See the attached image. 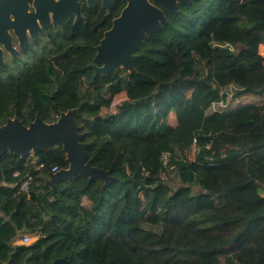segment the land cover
Masks as SVG:
<instances>
[{
	"label": "trees",
	"instance_id": "obj_1",
	"mask_svg": "<svg viewBox=\"0 0 264 264\" xmlns=\"http://www.w3.org/2000/svg\"><path fill=\"white\" fill-rule=\"evenodd\" d=\"M111 24L73 31L55 56L17 77L9 116L29 125L78 108L89 160L118 180L103 187L78 175L53 187V167L69 166L62 144L27 157L7 151L0 264H264V100L211 110L231 84L235 96L264 95V0L181 5L146 36L133 69L96 73V47ZM213 40L236 49L216 54Z\"/></svg>",
	"mask_w": 264,
	"mask_h": 264
},
{
	"label": "water",
	"instance_id": "obj_2",
	"mask_svg": "<svg viewBox=\"0 0 264 264\" xmlns=\"http://www.w3.org/2000/svg\"><path fill=\"white\" fill-rule=\"evenodd\" d=\"M42 0H37V2ZM49 1V0H46ZM127 5L121 14L115 18L112 28L105 32L104 37L97 45V53L91 67L96 73L108 74L119 66L129 69L135 67L138 55L136 51L144 42L147 35L162 30L163 23L167 22V17L162 8L154 4L158 2L171 10L178 12L177 2L190 4L191 0H127ZM52 0H50V3ZM114 0H104L107 7H111ZM27 0H0V21L10 22L5 8H14L15 25L22 42L25 41V25L31 27V32L37 36V24L35 14L25 11ZM57 7L68 6L60 12H55L54 21L62 20L66 13L78 7L74 0H63L57 3ZM4 9V10H3ZM43 24L47 18L46 14L38 13ZM80 14V13H79ZM11 23V22H10ZM24 24V25H19ZM248 48V47H247ZM78 108L68 109L62 112L59 118L53 122H47L37 116L29 125L15 116L9 118L4 125H0V156L7 151L20 154L23 157L31 153H38L43 149L62 144L63 150L67 154L69 166L57 172L50 173L48 183L53 187L60 180H67L78 175L103 180V187L118 180L110 172L101 167L94 166L87 154L88 142L83 140L84 134L80 131L78 122Z\"/></svg>",
	"mask_w": 264,
	"mask_h": 264
},
{
	"label": "flooded vegetation",
	"instance_id": "obj_3",
	"mask_svg": "<svg viewBox=\"0 0 264 264\" xmlns=\"http://www.w3.org/2000/svg\"><path fill=\"white\" fill-rule=\"evenodd\" d=\"M62 1L52 0L50 3V0H42L39 2L37 0H27L25 11L35 14V21L38 28L36 30L37 36H34L31 32V27L25 25L24 31L27 40L25 42L27 44H24V46L21 45L22 40L16 31L15 25L12 23L15 20L14 8H5L11 23H3L0 21V106H3V109H0V125H4L9 118H14V116H9V113L14 111V80L17 77L31 71V67L39 59L45 60L46 58L48 60L52 56H55L57 52H52L54 45L56 43H62L73 31L84 30V28H88L91 22L97 23L98 20L107 18L112 21V24L104 30L103 38L105 32L112 28L115 18L121 14L123 8L128 3L127 0H124L126 4L120 14L116 17H110V13L120 0H114L111 7H107L104 4V0H74L78 10L76 8L71 9L62 20L55 22V12H60L63 8L68 7H57V3ZM193 2L194 0H191L190 4L177 2L178 12L181 5H192ZM153 3L164 10L167 20L168 13H174L158 2L154 1ZM38 13L47 15V18L44 19L46 24L42 23ZM40 51L44 53L29 65L28 58ZM23 63L24 66L20 68ZM3 118H6L4 123L1 122Z\"/></svg>",
	"mask_w": 264,
	"mask_h": 264
},
{
	"label": "rangeland",
	"instance_id": "obj_4",
	"mask_svg": "<svg viewBox=\"0 0 264 264\" xmlns=\"http://www.w3.org/2000/svg\"><path fill=\"white\" fill-rule=\"evenodd\" d=\"M213 43H214V47H215L216 54L223 53L228 48H230L231 50H235L236 49V45L233 44L232 42H220L219 40L218 41L217 40H213ZM259 43H261V44L263 43L264 44V39H260V42ZM261 44H259V52L263 54L264 51H263V49L261 47ZM43 53H44L43 51H40L39 53H35V55L30 56L28 58V64L29 65L32 64L34 62V60L38 56H40L41 54H43ZM25 63H26V61H25ZM23 66H24V63L21 64V67L20 68H22ZM19 70H18V72H19ZM228 89H229V91H235L236 90V88H233V87H231V88L229 87ZM234 94H235V92H234ZM119 97L122 98L123 95H120ZM246 99L253 100L254 98L252 96H250V97H248ZM217 107H218V105L216 106V109H219L220 108V107H218V108ZM172 121H174L173 117H172ZM196 152H197V147H196L195 144H193L191 147H189L187 150H185V156L188 158V160H193L194 157H195V155H196ZM177 264H180L179 259L177 260Z\"/></svg>",
	"mask_w": 264,
	"mask_h": 264
},
{
	"label": "crops",
	"instance_id": "obj_5",
	"mask_svg": "<svg viewBox=\"0 0 264 264\" xmlns=\"http://www.w3.org/2000/svg\"><path fill=\"white\" fill-rule=\"evenodd\" d=\"M261 39H264V34L262 35ZM261 47H262V49L264 51V44L263 43L261 44ZM263 55H264V53H263ZM229 87L230 88L233 87V88H236V89L238 88L236 84H231V85L227 86L226 90L229 92L228 99L225 102H222V103L220 102V103L213 104L212 108H211L212 111L216 109L217 105H218V107H220L219 109L226 110V109H230V108H233V107H237V106L245 104V103H260V102H262L264 100V95H256V94H252V93H245V94H242L240 96H234L233 94H234V92L236 90L235 91H229V89H228ZM250 96H252L254 99L253 100L246 99V98H248ZM100 184H102V182H100Z\"/></svg>",
	"mask_w": 264,
	"mask_h": 264
},
{
	"label": "built area",
	"instance_id": "obj_6",
	"mask_svg": "<svg viewBox=\"0 0 264 264\" xmlns=\"http://www.w3.org/2000/svg\"><path fill=\"white\" fill-rule=\"evenodd\" d=\"M162 159L165 161V162H168L171 160V154L168 153V152H165L163 153L162 155ZM59 167L58 166H54L53 167V170L52 172H57L59 171ZM16 174H19V173H16ZM33 175L32 174H28L26 175L21 181H20V185H21V188L24 189V190H27L30 186V183L31 181L33 180ZM32 236L30 235H25V237L23 238V241L24 242H29V241H32Z\"/></svg>",
	"mask_w": 264,
	"mask_h": 264
}]
</instances>
